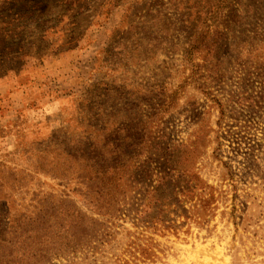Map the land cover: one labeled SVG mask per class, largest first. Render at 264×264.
I'll use <instances>...</instances> for the list:
<instances>
[{
	"label": "rangeland",
	"instance_id": "rangeland-1",
	"mask_svg": "<svg viewBox=\"0 0 264 264\" xmlns=\"http://www.w3.org/2000/svg\"><path fill=\"white\" fill-rule=\"evenodd\" d=\"M38 261L264 264V0H0V264Z\"/></svg>",
	"mask_w": 264,
	"mask_h": 264
},
{
	"label": "trees",
	"instance_id": "trees-1",
	"mask_svg": "<svg viewBox=\"0 0 264 264\" xmlns=\"http://www.w3.org/2000/svg\"><path fill=\"white\" fill-rule=\"evenodd\" d=\"M35 255H36V254H35ZM36 256H37V255H36ZM40 262H41V261H38L37 264H42V263H40Z\"/></svg>",
	"mask_w": 264,
	"mask_h": 264
}]
</instances>
